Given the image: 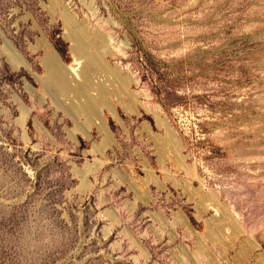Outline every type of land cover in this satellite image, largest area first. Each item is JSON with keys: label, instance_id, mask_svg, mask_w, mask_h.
<instances>
[{"label": "rangeland", "instance_id": "obj_1", "mask_svg": "<svg viewBox=\"0 0 264 264\" xmlns=\"http://www.w3.org/2000/svg\"><path fill=\"white\" fill-rule=\"evenodd\" d=\"M65 13L131 79L104 130L47 94ZM0 264H264V0H0Z\"/></svg>", "mask_w": 264, "mask_h": 264}, {"label": "bare ground", "instance_id": "obj_2", "mask_svg": "<svg viewBox=\"0 0 264 264\" xmlns=\"http://www.w3.org/2000/svg\"><path fill=\"white\" fill-rule=\"evenodd\" d=\"M65 18L66 22L71 24L75 29L74 32L72 31V37L76 40V50L79 53L78 55H80L79 58L82 60L70 65H64L60 60L61 58L57 56V53L52 51L48 52L49 57L45 58V60H47L46 62H48L49 65V74L48 76L46 75L47 77L44 80V82H46L45 86L48 88L47 94L51 91L55 97L63 100L65 105L77 116L86 114L87 119L84 120L85 122L82 121V124L84 123V125H86V129L87 127H92L95 123L101 127V129H106V122L101 116V108L103 106H111V98L120 93L116 89V86L119 84L122 89L127 88L131 79L129 80L127 77H123L124 75L122 76L120 74L114 75L116 76L114 79L102 76L105 72H101L108 68L103 59L104 53L108 52H106L109 46L107 35L98 31L96 34H90L86 26L77 22L70 13H65ZM11 57V59L16 61L15 64L18 63L19 65V63H22L19 58L21 56L18 57L13 53ZM110 72L111 71H109V73ZM105 74H107V72ZM112 74L113 72H111V75ZM116 82H118V84ZM121 96L123 95H120V97ZM168 133V140L170 141L168 148H170L171 141L175 140L174 138L171 139V133ZM173 147H176L175 144H173ZM165 152H168L166 147ZM168 157L171 158V154H168ZM178 160H180V158ZM85 172L87 173V171Z\"/></svg>", "mask_w": 264, "mask_h": 264}]
</instances>
